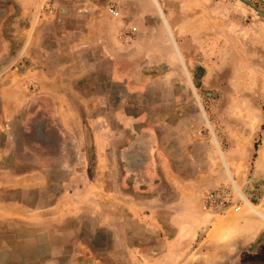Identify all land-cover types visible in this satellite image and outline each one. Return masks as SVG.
<instances>
[{
  "label": "rangeland",
  "instance_id": "1",
  "mask_svg": "<svg viewBox=\"0 0 264 264\" xmlns=\"http://www.w3.org/2000/svg\"><path fill=\"white\" fill-rule=\"evenodd\" d=\"M157 1L0 0V89L34 94L20 148L51 167L0 193L33 207L0 217V264H264V0ZM217 187L237 211L205 210Z\"/></svg>",
  "mask_w": 264,
  "mask_h": 264
},
{
  "label": "crops",
  "instance_id": "2",
  "mask_svg": "<svg viewBox=\"0 0 264 264\" xmlns=\"http://www.w3.org/2000/svg\"><path fill=\"white\" fill-rule=\"evenodd\" d=\"M75 33H76L74 37L75 43H81V44L86 43L87 39L89 38L87 36L88 33L87 30L77 31ZM11 78H9V83H7L6 86L0 89V118H1L0 119V193L7 192L8 190L12 191L15 190L16 188H30V187L36 188L35 186L37 184H41L42 182L45 181V176L48 174L47 170L48 169L51 170V167L49 168L37 167L35 161L30 158V154L28 153V150L25 151L24 149H22V147L20 148V146H22L21 130L24 127V122L19 119L17 120V117L20 116L21 108L25 103V101L33 97L34 94L31 93L28 95L23 94L24 91L18 86L19 82L17 80L13 81L14 78L12 76ZM35 81L40 87L38 91L41 92L38 93H42L44 97H49L50 100H54V102H56L54 108L55 113L57 114L60 113L61 115L63 113H67V118L63 120V128L68 129L69 127L70 129L72 128L76 129L77 128V125L75 124L76 122H74L73 119H70L71 117L74 118L73 116L74 110L71 108L70 105L66 103H62L64 102L63 97L67 95L66 92L63 90H57L56 87L52 85V82L51 81L48 82L46 78L44 79L39 78L38 80ZM46 111L51 112L52 110L51 108H48ZM74 141H75L74 142L75 146L77 147L78 144L77 136H75ZM25 155H28L29 157ZM75 155L77 157L76 153ZM31 209H33V207L29 205L21 204L18 201H14V200L8 201L5 199H0V217L3 216L13 217V215L20 214L21 213L20 211H26L30 213ZM214 214H219V213H213V215ZM242 214H249V212L244 211L242 213L233 214L228 217L235 219L241 217ZM223 222L224 221L219 220L218 222L215 223L213 234H215L216 230L219 229L221 225H223ZM185 224H186L185 222H181L178 224V231L173 241L174 246L178 245L175 243V241H179V239H177L179 237V233H180L179 231L181 227L184 226ZM187 227L190 228L189 225ZM260 234L264 235L263 232L260 233L259 231V234H257V236L258 235L260 236ZM220 235L222 236V234ZM207 237L208 234L207 236L205 235V237L200 238V241L206 239L207 243H211V245H209V247H207L205 250H208L210 252L211 247L214 249L218 247L216 248L217 249L216 251L217 253H220L223 250L222 247L225 244L222 241H220L219 238H214L213 235L211 238H209V240L207 239ZM232 239L236 243L235 247H239V245L240 246L244 245L245 238L242 235V233H238L237 231ZM164 254L165 253L163 252L162 256ZM176 254L177 253L174 252L173 255ZM178 255L182 256L183 252H181Z\"/></svg>",
  "mask_w": 264,
  "mask_h": 264
},
{
  "label": "built area",
  "instance_id": "3",
  "mask_svg": "<svg viewBox=\"0 0 264 264\" xmlns=\"http://www.w3.org/2000/svg\"><path fill=\"white\" fill-rule=\"evenodd\" d=\"M107 12L112 16H117L118 14L117 10L112 6L107 7ZM28 86H32V83L28 82ZM200 199L205 210L211 213L224 212L228 209L237 211L241 203L244 202L236 189L231 190L229 187H217L206 190L202 193Z\"/></svg>",
  "mask_w": 264,
  "mask_h": 264
},
{
  "label": "bare ground",
  "instance_id": "4",
  "mask_svg": "<svg viewBox=\"0 0 264 264\" xmlns=\"http://www.w3.org/2000/svg\"><path fill=\"white\" fill-rule=\"evenodd\" d=\"M155 2H156V4L158 5V7H159V9H160L161 15L163 16V18H165L164 14H163V12H162V10H161V7H160V5H159V2H158L157 0H155ZM240 196L243 198L242 195H240Z\"/></svg>",
  "mask_w": 264,
  "mask_h": 264
}]
</instances>
